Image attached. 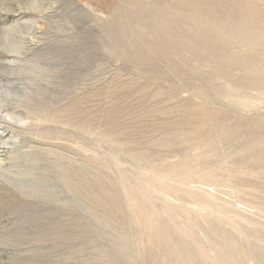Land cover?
<instances>
[{
  "label": "rangeland",
  "instance_id": "obj_1",
  "mask_svg": "<svg viewBox=\"0 0 264 264\" xmlns=\"http://www.w3.org/2000/svg\"><path fill=\"white\" fill-rule=\"evenodd\" d=\"M0 264H264V0H0Z\"/></svg>",
  "mask_w": 264,
  "mask_h": 264
},
{
  "label": "bare ground",
  "instance_id": "obj_2",
  "mask_svg": "<svg viewBox=\"0 0 264 264\" xmlns=\"http://www.w3.org/2000/svg\"><path fill=\"white\" fill-rule=\"evenodd\" d=\"M1 119V118H0Z\"/></svg>",
  "mask_w": 264,
  "mask_h": 264
}]
</instances>
